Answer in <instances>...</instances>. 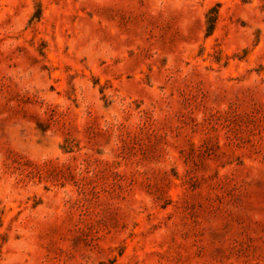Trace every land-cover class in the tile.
I'll return each mask as SVG.
<instances>
[{
  "label": "rangeland",
  "instance_id": "obj_1",
  "mask_svg": "<svg viewBox=\"0 0 264 264\" xmlns=\"http://www.w3.org/2000/svg\"><path fill=\"white\" fill-rule=\"evenodd\" d=\"M0 264H264V0H0Z\"/></svg>",
  "mask_w": 264,
  "mask_h": 264
}]
</instances>
